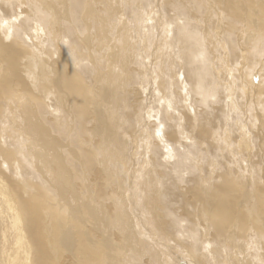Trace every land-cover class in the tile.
<instances>
[{"label":"bare ground","instance_id":"bare-ground-1","mask_svg":"<svg viewBox=\"0 0 264 264\" xmlns=\"http://www.w3.org/2000/svg\"><path fill=\"white\" fill-rule=\"evenodd\" d=\"M195 4L202 13V4L209 9L204 18L200 17L203 19L195 20L198 24L192 25ZM148 10L150 18L157 16L155 12L160 14L158 20L153 17L160 21L158 27L149 25L150 20L137 28L134 21L142 18L148 21L145 13ZM263 20L264 0H0V264H122L123 259L127 260V253L143 255V243L139 240L145 235L146 238L154 235V227L158 234L170 239L168 245L185 251L194 264L204 262L195 257L198 253L206 255L207 240L217 245L215 250L224 249L226 254L228 247L234 245L238 249L233 254L237 258L234 264H250L249 256L241 258V254H245V239L257 231L253 215L258 208L263 218L259 223L264 225V206L254 203L250 184L232 170L220 175L211 190L199 178L192 180L193 188L186 189L187 184L178 189L170 184L164 186L162 156L177 143L179 150L184 145L178 142L180 130L165 132L169 129L165 127L166 115L162 113L164 116L159 117L156 106L169 100L167 95L171 97L173 91L177 97L180 92L190 98L198 95L200 102L199 95H206V90L213 91V88L208 90L212 83V87L218 84L214 93L216 90L224 94L234 92L236 82L230 80L228 84L223 70L217 69L219 65L215 66L213 59L214 65H209L211 61L208 63L215 67L213 72L207 63L196 64L197 60L203 61L199 56L205 57L204 51L208 56V49L209 56L220 54V49L224 52L223 59L219 58L224 66L229 63L239 66L237 73L233 72V79L241 81L245 95L255 90L250 88V80H246L263 55L259 47L263 34L255 36L263 31ZM212 28L220 48L215 49L217 52H212L216 45L211 38L214 32L209 34ZM156 31L162 35L159 56L174 57L172 63L170 59L165 63L156 60L155 67L148 69V60L143 58L147 54L141 56L147 51L142 50L140 55L139 47L149 45L148 39ZM171 43L176 47L178 44V51L183 55L178 54L183 57ZM254 47L261 51L259 58L254 54ZM199 64L200 72L195 67ZM197 71L202 76L196 78ZM257 92L264 98L263 87ZM216 95L208 101H217ZM218 96L225 98L223 94ZM124 102L129 106L126 110L122 109ZM201 102L202 110L206 101L202 103L204 106ZM182 103L186 104L184 100ZM260 119L255 121L260 123ZM191 122L186 121L188 128L191 127L190 133L185 136L183 132L184 143L192 144L189 149L194 148V143L202 142L203 146L205 140L214 143L212 135L217 124L214 120L202 119L198 131ZM240 126L241 129L243 126ZM161 135H166V143L162 142ZM239 135L234 137L239 140L238 149L233 148L239 154L235 155L238 159L243 160L244 154H250L257 141L264 153V140H250L241 132ZM223 138L226 137L221 141ZM118 145H124L120 147L122 151L117 152ZM166 145L170 148L164 149ZM199 145L195 146L196 151ZM187 148H182L183 153ZM175 152L171 160L177 155ZM136 163L149 176V182H143L153 184L154 188L148 187L155 189L156 194L150 195V188V194L146 188L140 190L144 185L139 184L141 173L137 176L126 172L129 164L133 168ZM174 165L170 166L174 168ZM133 184L140 193L131 187ZM132 191L133 201L137 202L135 207L129 195ZM261 191L258 190V195H262ZM191 197L205 213L202 215L204 244H185L174 233L176 225L192 217L191 214L193 223L196 221ZM156 204L162 206L165 219L171 220L180 212L185 215L169 221L166 227L168 223L164 226L157 219ZM174 204L180 208L165 211Z\"/></svg>","mask_w":264,"mask_h":264},{"label":"rangeland","instance_id":"rangeland-1","mask_svg":"<svg viewBox=\"0 0 264 264\" xmlns=\"http://www.w3.org/2000/svg\"><path fill=\"white\" fill-rule=\"evenodd\" d=\"M195 5L196 6L192 8L193 9L192 10V13L195 12L194 13V15H195L194 16V19L192 20V23H190L192 25L198 24L197 21H195V20H199V18L202 17V16L204 18V15L206 14L207 9H209V7H207L205 4H202L201 7H202V9H204V11L202 13V12H200L199 7L197 6V4H195ZM205 8H206V10H205ZM151 9L154 10L153 7ZM151 9H150V11H151ZM155 9H157V7ZM152 11H151V13H152ZM148 12H149V10H148ZM145 13H146V15L148 14L147 15L148 21L147 20L146 21H142V20H145L147 18H142V19L139 18L140 19V20L138 19L139 21H137V19H136V21H134V22L136 23L137 28H138V26L141 27V25L143 24V22H144V24H146V22H148V23L151 22V24H149V25L152 26V24H153V26L155 25L156 27H158L160 21H157V20H158L160 14L158 15L157 14L158 12H155L153 14L154 15L156 14L157 16L154 17L151 14L152 15L151 16L152 18H150V15H149L150 12L149 13L145 12ZM153 17L154 18H157V20L154 19ZM203 18H200V19H203ZM150 20H152V21H150ZM180 20L181 19H179L178 21H180ZM141 21H142V23H141ZM193 22H196V23H193ZM263 22H264V20H263ZM171 28L173 29V25H171ZM154 29H156V28H154ZM211 32H214V34L213 33L211 34ZM152 34H153V37H150V39H148L150 46L147 45L145 47L142 46V48L139 47V50H140L139 53H140V55L143 54L142 53L143 51H147L148 52V53L147 52H144V54L141 55V56H145L146 54L147 55L149 54L148 56L146 55L145 57H143V58H147L149 65L150 64L153 65V66H150V67L148 65V67H147L148 69H151V68H154L155 67L154 62L156 60H157L156 61L157 63L158 62L160 63L159 60H161V63H163V62L165 63V61H167V62L170 61L169 63H172L171 59L173 60V57H174L171 54L172 56L169 58L170 59L169 60V59H162V56L161 55L159 56V54H160L159 53L160 51H158V50H160L159 49V47H160L159 45L162 42V40L159 39V38H162V35L159 32L157 33V31L156 32H152ZM159 34H160V36H159ZM209 34H211V36H212L211 38L214 41L213 44H216L213 47L212 52H217L215 49L216 48H219V44L216 41L215 28L210 29L209 30ZM261 34H263V35H261ZM256 35L257 36L261 35V37L263 38L264 37V29L261 32L258 31L255 34V36ZM28 37H30V34L28 35ZM155 37H156V39H155ZM157 39H159V40H157ZM261 39H260V43H259L260 46L259 47H262V49H260V50L262 51V54L263 55L261 56V54H260L261 51L257 50L254 47L256 49L254 51V54L257 53L256 55H258V58L261 56L259 58L261 60H259L257 58L260 62L254 64L255 65V68L254 67L251 68V70H250L251 73L249 74L250 77H249V79L246 80V81H249L250 80V84L252 85L250 87L251 89H255L256 88L255 90H252L253 92L250 90L248 92V94L245 95V92H243V87H242L243 85L240 86V84H239V82L241 83V81L239 79L237 81L234 80L235 79V73H237L236 68H238L239 66H235L234 67V65L232 66V64L229 65L230 63L229 64H225V65H227V67L229 69L228 70L227 67L224 66V63L222 64L221 61H220V59H223L222 57H223L224 52L219 48L220 49V54L218 53L219 55L217 53L215 55H214V53H212L211 56H209V49H208L207 50L208 56L206 54V51H204L205 53L203 55H205V57L199 56L200 57L199 59L203 58V61L202 60H200V61L197 60L198 62L196 64H198V63H201L202 64V62H203L204 63L203 65H205V63H207L206 65L208 66L209 71L213 72L214 71L213 69L215 67H210L209 65H211V66L214 65V61H215L217 63V64H215V66H218L219 65L220 68H221V70H220V68L218 66L217 69H219V71H221V72L223 70L222 74H224L225 80L226 81L228 80L227 83L230 84L231 83L230 80H233V82L234 81L236 82L235 85L237 86V88H236V86L234 87V90H233L234 92L233 93H230V92H232V91H230V92L227 93V91H226V94H224L225 92L221 93V90H219V93H220L219 94L218 93V90H216V93H214V91H215L214 88L217 89L216 86H218V84L215 83V85L212 87V84H213L212 83L211 86L209 87L210 89L208 88V90H211V88H213L212 89L213 91L211 90L212 92L209 93L206 90V92H207L206 95H208V96L211 95L212 98L209 97V99H208V96H206L205 93H203V95L201 94L203 96V98H202L201 95H199L201 97L200 102L201 101H203V102L206 101L208 103V104H206V102H205V106H204V104L202 105L203 102H201V105L204 106V108H205V109L203 108L201 110L202 107L199 106L200 105V102H199V99H198L199 98L198 95H197V97L195 95L194 97H192L193 98L192 99V98H190V97L187 96V93L182 92L184 94L183 95L180 92L179 97L180 96H182V97H180V99H179V97L176 96L177 93L174 92L173 89H172V91H173L172 92L173 94H171L172 96L170 97L169 95H167V97H169V100L168 99H165V101H163L162 104H159L158 107L156 106V108L159 110V117H160V115H163V116H164V114L166 115L165 116V119H166L165 124L167 123L168 125L166 124L165 127H169V129L168 130H165V132L166 131H169V130H172V131L175 130V131L178 132L180 130L179 131L180 132V134H179L180 136H179V139H178L179 141L177 139H176V141L180 142L179 144H183L184 145V147L182 145H180V146H182V148L184 150H186L185 148H187V147H188L187 148V151L190 150L189 152L186 151L187 153L186 152L183 153L184 150L181 147H180V150H179V146H176V145H178V143L177 144L174 143V144H176L174 146L175 147L174 148L172 145H170L169 142H167V145L169 143V146H172L171 147L172 150L167 145H166L167 147L166 146H165V148L163 147L164 149L170 148V150L172 151V152L168 153V151H170L168 149L165 153L163 152L165 155L163 154V156H162L163 162L161 163V166H162V169H163V171L165 173L164 174L165 175V179L162 182V184L164 186H166V184L167 185L170 184L174 188H177L178 189V188H185V184H187L186 189L188 188V186L190 188H193V184L190 186V184L192 183V180L193 179L195 180V178H199V179H201V182L204 183V184H206L209 187V189L211 190V188L215 186V184H216L215 182L218 179H220V175L228 174V173H230V170H232L233 171V174L236 172V173L242 175L244 177V180L246 181V183H249L250 184V193L252 194V199H253L254 203L256 202V203L261 204V205L264 206V170H263L264 169V163L262 162V161H264V153L259 148L260 147L259 146L260 145L259 144V141H257L256 148L254 150H251L252 152H250V154L249 153L244 154V156L242 157L243 160L238 159L236 157L239 154L237 153L236 150L233 149V148L238 149V145L237 144H238V141L239 140L236 141L234 139V137L240 136L239 135L240 132H241V134L244 133V135L245 134L246 135L248 134L247 136L245 135V137H250V140H254L255 138L257 140L258 139L259 140H264V137H263L264 135H262V137L260 136V134H262V132L264 133V123H263L264 122V116H263L264 115V98L263 97H259L258 92H257L258 91V88H262V87L264 88V81H263L264 80V38H263V41ZM160 40H161V42H160ZM151 41H153V42L150 43ZM171 41H172V38H171ZM143 42H144V39H143ZM158 43H160V44H158ZM172 44H175V43H171V45ZM153 45L155 46V48L153 47ZM156 45L158 47H156ZM176 45H177V47L175 45H172V46H174L175 47V50L178 51L180 47L178 46V44H176ZM152 50H154V51H152ZM175 50H174V52H175ZM225 50H227V48H225ZM179 51L177 52V54L180 53V55H181L182 53L179 52ZM155 52H156V54H155ZM154 54H155V56H154ZM213 55H214V57H213ZM221 55H222V57H221ZM149 56H150V58H149ZM155 57L158 58V59H155ZM180 57H183V56H180ZM212 59L214 61H211ZM209 62H210V64L208 65ZM219 62L221 63L222 66L220 65ZM199 65H196L195 67H197L198 69L200 68L199 69V72H200L201 65L200 66ZM229 66H230L231 69L229 68ZM232 67H234L235 70H233ZM226 71L228 72V75L230 74L229 77H227L228 75H227V72ZM233 72H235V73H233ZM196 73L197 74L194 75L196 78L202 76V75H200V73H198V71ZM212 78L214 80V79H216V76H213ZM226 81H225V83H226ZM246 81H243V82L246 83ZM227 83H226V85H228ZM261 84H262V86H261ZM186 90L184 89L185 92H186ZM239 91H242L243 92V95H242V92H239ZM199 93H200V90H199ZM212 93L214 95L215 94H218V95H222L223 94V95H225V98L226 99L224 97H222V96L220 97V96L216 95L217 98L219 97V99H215L216 96H214V100H217V101H215V102L213 101L215 103V105L212 104V106H210L211 105L210 103H213V102L212 101H208V100H213V94ZM236 93H237V95H236ZM185 95H186V97H185ZM204 95L206 96L207 99L204 98L205 97ZM226 96H229V99ZM230 96H231V98H230ZM167 97H163V98H167ZM172 97H173V99H176V100H173ZM163 98H162V100H164ZM188 98H189V100H187ZM222 98L225 99V100H223ZM191 99H192V101L194 100V103L195 104L197 102H198V104L194 105V103L192 101L190 102ZM197 99H198V101H196ZM202 99H204V100H202ZM230 99H231V101H230L231 103L229 102L230 103L229 104L227 102ZM183 100H184V102H186V104L185 103H182ZM185 100H187V101H185ZM240 100H241V102H240ZM219 101H220V103H219ZM223 101H224V103H223ZM225 101H226L227 104L225 103ZM234 101H235V103H234ZM156 102H158L157 99H156ZM221 102H222V105H221ZM167 103H168V105H167ZM122 104H124L123 105L124 107L122 106V109L125 108L126 106L129 107L128 104L125 105V102L122 103ZM157 104L158 103H156V105ZM234 104H237V105H234ZM219 105H221V106H219ZM244 105H245L246 108L248 106V108L246 109L244 107ZM196 106L198 108H196ZM162 107L164 109V112H163ZM211 107L214 108V109L212 108L213 110L216 109L217 111L215 110V112H214L211 109ZM215 107H217V108H215ZM219 107L221 109H219ZM218 109H219V111H218ZM119 110H120V108H119ZM124 110H126V108ZM204 110H206V111H204ZM210 110H212L213 112L212 111L210 112ZM216 112H217V114H216ZM220 112H221V114H220ZM123 113H125V112H123ZM162 113H164V114H162ZM257 113H259V115ZM212 114H214V115H212ZM257 116H258V118L259 117L261 118L260 119V123L257 122V121H255V120L258 119ZM204 118H209L210 120H214L215 121L214 122L215 124L217 123L216 124V129H214V131H216V133L215 132L213 133V135H214L215 138H213V135H212V140H213L214 143L210 144L209 141H206L205 140L204 143H203V146H202V142H201L200 145L199 144H196V145L201 146V148L198 146L197 151L195 149L196 148L195 147L196 146L195 143H194V148L192 147L193 149H189L192 146V144L191 143L188 144L186 142L184 143V140H185L184 138H185V136L188 135V133H190L189 131L191 129V127L188 128L189 126L187 125L186 121H187V119H189L190 121H192L191 124H193L194 125V128L197 130V127L199 126L198 124H200V121L202 119H204ZM246 119H247L248 122H246ZM261 120H263V121H261ZM239 121H240V123H239ZM176 123H177V125H176ZM261 123H263V124L261 125ZM238 124H239V126H238ZM241 124H242L243 127L245 126L244 128L243 127L241 128L242 130L239 128V127H241L240 126ZM181 126L184 127V128H182ZM185 127H186V129L188 128L187 129L188 131L185 129ZM259 129H261L260 131H262V130L263 131L260 132ZM250 130H255V131H250ZM224 131L227 132V133H223ZM247 131H249V132H247ZM181 132L182 133L185 132L186 135H185V133L181 134ZM251 133L253 134V136H255L254 138H253V136H251L252 135ZM226 134H228V135H226ZM229 134H230V136H229ZM220 135H221V137H220ZM222 135H226V136H222ZM181 136H182V138H181ZM161 137H163L162 139H164V141L162 140V142H165L166 143V141H167L166 135H161ZM222 137H226V138H223L224 141H221L222 140ZM260 137H261V139H260ZM230 139L231 140L234 139V140L231 141ZM225 140H226V143L227 144L225 143ZM228 140L230 141L229 144H228ZM196 143H198V142H196ZM207 143H209L210 145L207 144ZM231 144H233L232 146H234V147H232ZM189 145H190V147H189ZM204 145H205V147H204ZM214 145L215 146L217 145V147H215ZM118 146L119 147L117 149H116L117 146L114 147L117 150V152H119V149L122 151V148H120V147H123L124 148V145L123 146L118 145ZM253 146L255 147V145H253ZM176 147H178V149ZM231 147H232V149H231ZM254 147H252V148H254ZM173 148L176 150V152H175V150H173ZM257 149H258V154L257 155H254V152H255V150L257 151ZM194 150L197 152V155H196V152ZM198 150H200L201 152L204 150V152H202V153L200 152L201 153L200 154V153H198ZM173 152L177 153L178 157L176 155V156L172 157V160H171L170 157L174 154ZM189 153L191 154L192 158H190L191 156H190ZM192 153H194V156H193ZM166 155H168L169 157L166 156ZM187 155H189L188 162L186 160L187 159ZM232 155H233V157H232ZM164 158H166V159H164ZM169 164L172 165V166L174 164H176V166L174 165L175 167L173 168ZM262 166H263V168H262ZM127 168H128V170H126V172H129V173L132 172L133 174H136L137 173V176L139 175V173H141L140 174V180H142V182H139V184L143 183L144 185H143L142 188L140 187L141 188L140 190H143V188H146L147 190L146 189L145 190H146L147 194L148 193L150 194V191H151V194L150 195L156 194V192H155L156 190L155 189L152 190L150 188V187L153 186V184H151V185L150 184H147L149 182V180H148L149 176L147 177V175L145 173H143V171L141 170L140 164H138V163L134 164L133 165V168H131V166L129 164L127 166ZM172 170H173V172H172ZM235 176L237 178V175H235ZM143 181L144 182H147V183H144ZM196 184H197V182H196ZM145 186H147V187H145ZM148 186H150V187H148ZM131 187H136V185L133 184ZM148 188H150V191L148 190ZM152 188H154V186ZM252 188H253V190H252ZM136 189L139 190L138 187H136L135 190ZM259 189H261L263 191V192L262 191L259 192L262 195H258V190ZM140 190H139V193H140ZM141 193L144 194V192H141ZM187 193L190 194L189 190H188ZM129 195H131V198H132L133 191L130 192ZM190 201H191V204H192L191 207L195 208L194 211L197 213L195 215V216H197L196 221L193 223V220L192 219L194 218L193 217L194 215L191 214L192 217H190L189 219L187 218L186 220L181 221L180 223H178L180 225H178V224L176 225V229H175L174 233L178 234V236L181 238V241L183 243H185V244H190L191 245V242H196V243H199V244H204L203 228H205V226L202 224V221H203L202 215L205 214V213L200 210V208L198 207V205L196 206L194 204V199L192 197L190 198ZM131 202H132L133 206L135 207V205L137 204V202L134 203L135 200L133 201V198H132ZM156 206L159 209L158 218L157 217L156 218L157 219H161L162 220V224L164 226L166 225V223H168L166 225V227L169 225V221L170 222H174V218H180L182 215H185V212H180V213L177 214L176 217L172 218L171 220L169 218V220H168L167 218L165 219V217H163V213H162V210L163 209H162V206H158V204H156ZM156 206H154L153 208L151 207V209H154ZM179 208H180V206L178 204H174L173 207L167 208V210H165V211H167V212L176 211V209H179ZM135 213L137 214V218L139 219L140 214H139V212H138L137 209L134 210V214ZM253 216H254V219L253 220L256 221L254 227L256 228L257 231L250 238L245 239L246 244H245V247L243 249V251H245V254H243V252H242L241 258H243L244 255H248L249 256L248 259L250 260V264H264V233H263L264 232V225H262V224L259 223V222H261L260 219H263L261 217V214H260V208L257 209L256 215H253ZM164 226H163V229H164ZM160 227H162V225H160ZM153 229H154V235L149 236V238H146V235H145V237H144L143 240H139V241H141V243H143V247H144V253H143V255L140 252L139 253L131 252L130 254L127 253V260L128 261L125 258V260L123 259L124 262H122V264L123 263L127 264L129 261L130 262L128 264H194L193 260L190 261V259L185 255V251H183L182 249H179L178 247H174L173 245H168V243H171L170 239H166L164 237V235L161 234V233L158 234V231L155 229V227ZM196 238H197V240L195 241ZM237 242L240 243L241 241L238 240ZM141 243H139L138 245L141 246ZM205 244H206V247H207V250H206L207 253H206V255L202 256L201 255L202 253H198V255L195 257V259H198V260L202 259V260H204V262H201L202 264H234V263H236L237 258H235L233 256V254H235V251H237L238 249L234 245L231 246V247L230 246L228 247L229 253L226 254V252H225L224 249H222V250H215L214 247H216L217 245L210 244V240L209 241L207 240L205 242ZM141 256L142 257L144 256V257L142 258ZM159 258H160V261H159ZM145 261H146V263H145Z\"/></svg>","mask_w":264,"mask_h":264}]
</instances>
